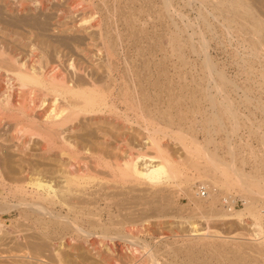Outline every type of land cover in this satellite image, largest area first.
Returning <instances> with one entry per match:
<instances>
[{
	"label": "rangeland",
	"instance_id": "rangeland-1",
	"mask_svg": "<svg viewBox=\"0 0 264 264\" xmlns=\"http://www.w3.org/2000/svg\"><path fill=\"white\" fill-rule=\"evenodd\" d=\"M167 1L170 6L166 12L164 0H0V27L17 32L22 28L41 31L50 46L45 48L46 54L52 63L59 60L65 79L84 82L101 78L104 82L108 75L103 66L108 62L117 71L113 74L125 80L134 74L149 80L168 77L174 81H198L205 76L216 80L220 74L225 93L234 104L238 124L234 133L230 131L236 123L227 115H223L222 127L217 122L209 124L213 112L203 103L184 101L183 106L163 111L166 109L163 99L158 105L163 110L155 116L160 124L172 129L171 135L161 141L180 175L162 178L156 185L145 180L142 184L121 186L107 175L97 173L93 181L83 183L81 193L70 198L72 211L49 205L46 198L57 191L42 186L48 181L44 174L31 176L41 179V187L33 195L2 191L0 264H264V238L253 235L257 229L254 220L264 226V0H233L250 13L251 19L246 21L241 13L226 11L227 0ZM218 2L224 6L220 8ZM3 21H7L6 25ZM255 24L260 27L253 31L251 25ZM171 36L184 44L178 53L169 46ZM199 40L205 42L202 49ZM103 43L113 45L109 57ZM53 49L58 59H54ZM204 58L211 61L210 71L203 68ZM69 64L85 70L100 66L103 73L87 70L75 73L67 69ZM121 67L129 68V75ZM164 67L167 75L160 73ZM126 133L131 149L121 147L126 152L122 151L120 158L134 157L138 151L152 155L142 148L144 142L138 143L143 136L137 127L132 126ZM196 150H200L198 154H191ZM201 152L234 167L246 179L252 178L251 191L214 185L212 179L217 176L208 170ZM157 163L148 158L137 160L142 170ZM16 165V161L12 162V167ZM183 176L189 177L187 186L181 184ZM7 177L18 180L21 177L25 181L19 174L7 173ZM18 180L14 182L18 184ZM59 180L52 177L51 181L59 185ZM202 182L208 189H202ZM256 182L262 187L259 193ZM199 189L205 195L198 194ZM246 200L251 202L249 210H244ZM230 208L240 211L241 217L222 218Z\"/></svg>",
	"mask_w": 264,
	"mask_h": 264
},
{
	"label": "bare ground",
	"instance_id": "bare-ground-1",
	"mask_svg": "<svg viewBox=\"0 0 264 264\" xmlns=\"http://www.w3.org/2000/svg\"><path fill=\"white\" fill-rule=\"evenodd\" d=\"M225 3L227 12L241 13L240 16L243 20L245 19L244 21L246 19L248 20V18L251 19L247 9L240 3H237V1L227 0ZM218 4L220 8L224 6L222 2H218ZM163 6L167 12L170 6L169 2L164 0ZM6 23L7 21L4 24L6 25ZM13 24L11 23V25ZM26 24L28 23L26 22ZM29 25L27 26L28 28ZM251 26L254 29L253 31L260 27L256 24ZM0 29L2 30L0 32V133L3 131L0 134V193L10 192V194L33 195L41 187V179H31V176L42 177L41 175L44 174L48 177V181L42 183V186L57 191V193L46 198L49 205H58L61 209L64 207L67 211H72L74 205L70 203V198L72 199L73 194L77 195L81 193L83 183L86 180H92L94 177H97V173L98 175L99 173L107 175L121 186L124 184H142L145 180L150 184L156 185L162 178L173 179L175 176L180 175L170 163L171 156L161 141L166 135H171L172 129L169 125L160 124L155 116L156 112L163 110L158 107L159 104H162L163 99L166 106V109L163 111H168L175 105L183 106L184 101H190L194 105L203 103L204 106L207 105L213 112L212 119L208 121L209 124L210 122H217L222 127L223 118L227 115L230 118L232 117L236 123L233 129L230 127V133H234L237 129L238 124L234 116L236 110L234 104L228 99L225 93L223 78L220 74H217L218 78L216 80L210 79L207 76L203 80L198 81H174L168 77L162 80L157 78L149 80L146 77H139L138 74H134V77H129V79L125 80L122 77L117 78L113 74L117 71L108 62L103 66V69L107 73L106 75H108L107 80H103L104 82L101 81V78L98 80L100 82L91 79L88 81L84 80V82L78 79H65L66 76H63L65 71L61 68L62 64L60 65L59 60L52 63L50 61L51 58L45 52V48H50V46L41 31L36 33L29 29L25 31L23 28V30L21 29L22 32H20L21 30L19 32L12 31L9 28L0 27ZM110 42L112 43V41ZM255 42L258 41L255 40ZM168 43L172 52L175 53H178L184 45L176 36H171ZM198 44L200 49L205 46L203 40ZM110 45L112 44H102V48L107 57L110 56ZM53 51L55 55V49ZM55 58L58 59L57 53ZM205 59L203 60V68L210 71L212 66L211 61H205ZM181 65L183 66V64ZM66 67L75 73L85 70L82 66L72 64ZM100 69V66L86 67L87 71H93L96 74ZM122 70L123 73L129 75V68ZM160 71L163 75H167L165 67L161 68ZM132 126L137 127L142 132L143 137H141L138 143L144 142L142 148L150 150L152 155L148 156L144 152L138 151L134 157L127 155L123 158L122 155V158H120V153L122 151L126 152V149L130 148L129 146L131 144L128 143V139L126 138L127 133L125 134V131ZM227 140L229 144L230 138H227ZM31 146H37V148L33 149ZM121 147H127L125 148L126 151H121L123 149ZM228 147L231 153V144ZM199 151H192L191 154H198ZM186 152L189 153V150H186ZM201 153L205 164L208 165V170L217 176H213L212 183L214 185L227 190L238 188L241 191H251L249 180L252 178L246 179L244 174H241L234 167L224 164L208 152ZM140 158L157 160L158 163L151 169L145 168L142 170L137 164V160ZM14 160L17 165L12 167V162H15ZM42 166H45V169L41 170ZM7 173L12 176L14 174L18 176L19 174V177L22 175L25 181H21V177H18L20 182L17 184L15 182L18 179H9ZM52 177H58L61 180L60 184H53V181H51ZM188 179V176H183L181 184L187 186L189 183ZM254 185L258 189L257 193L262 191V187L260 184V186L258 185V182L256 184L254 183ZM116 187L114 186V188ZM201 187L202 189H208L207 184L203 182ZM114 193L111 195H114ZM243 205L244 210H249L251 202L246 200ZM241 215L240 211H232L230 208L221 217L240 218ZM69 219L71 220V218ZM254 224L257 226V229L254 230L253 235L264 238V226L257 219L254 220ZM110 238L107 239L110 240ZM108 249L113 254L112 248L109 247ZM118 263L120 264V262Z\"/></svg>",
	"mask_w": 264,
	"mask_h": 264
},
{
	"label": "built area",
	"instance_id": "built-area-1",
	"mask_svg": "<svg viewBox=\"0 0 264 264\" xmlns=\"http://www.w3.org/2000/svg\"><path fill=\"white\" fill-rule=\"evenodd\" d=\"M199 194H200L201 196H203V195H205V191H204V190H201V189H199Z\"/></svg>",
	"mask_w": 264,
	"mask_h": 264
}]
</instances>
